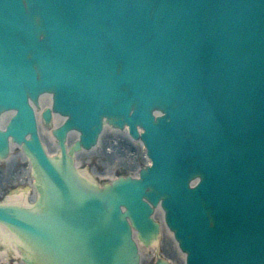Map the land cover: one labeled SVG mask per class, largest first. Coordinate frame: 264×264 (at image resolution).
<instances>
[{
  "label": "water",
  "instance_id": "water-1",
  "mask_svg": "<svg viewBox=\"0 0 264 264\" xmlns=\"http://www.w3.org/2000/svg\"><path fill=\"white\" fill-rule=\"evenodd\" d=\"M77 85L93 107L111 101L115 125L131 109L134 127L150 122L155 162L140 178L90 188L65 150L46 156L28 96L52 90L59 109ZM153 106L172 113L153 120ZM10 108L0 154L12 135L45 185L40 208L0 205V221L41 264H142L132 228L157 236L160 201L188 264H264V0H0V114ZM73 126L57 131L63 148Z\"/></svg>",
  "mask_w": 264,
  "mask_h": 264
},
{
  "label": "bare ground",
  "instance_id": "bare-ground-1",
  "mask_svg": "<svg viewBox=\"0 0 264 264\" xmlns=\"http://www.w3.org/2000/svg\"><path fill=\"white\" fill-rule=\"evenodd\" d=\"M39 100L40 101H33L30 100V104L33 105L35 116L37 119V125L39 129V134L41 138V142L47 151L49 153L51 150L47 145V141H45L44 137H47L48 135L51 138V141L56 144V148L61 151L60 148L62 146L59 144V142L55 138L54 134V129L50 128L49 130H46V124L44 122V117H43V111L49 107L52 106L53 104V96L51 93H42L39 95ZM14 111H8L0 115V128H4L7 120L12 116ZM54 121V128L58 127L61 125L65 119L66 116L54 111L52 113L51 117ZM122 129H116L112 127L110 124L106 123L103 124L102 131L98 132L96 143H94L91 147H86L83 144H79L72 152L70 151L71 147L73 146V143L80 138L81 132L77 129H70L66 131L65 138H64V144H65V152L66 155L70 158H67L68 163L71 165L77 179L85 186L90 187V188H98L97 185H101L100 182L98 181L97 174L91 173V171L88 169V167L83 168L84 161H83V155L85 153H94L95 150L99 149L102 152H110L112 155L117 156L122 158L126 165L130 166V168H133L132 162H131V156H130V150H127L124 146L123 143H127L129 141H132L134 143V140H136L134 137L129 135V126L128 124H125ZM123 131L125 133H123ZM123 140V141H122ZM142 143V142H141ZM23 147L25 153V157H29V154L25 151L24 145L21 143H17L13 137L10 138V152L9 156L7 158H11L14 156V153L17 149V147ZM13 153V154H12ZM12 154V156L10 155ZM62 154V153H61ZM16 157L17 154L15 155ZM62 156H60L59 159L55 160V163L61 162ZM32 167H31V174H32V181H31V186L35 188L32 190V197L30 196V193L27 191L28 187H25V189L19 191L18 189L13 190L16 193L12 194L9 199H11V203L15 205H22L23 207H29L30 205H34L37 202L42 200V197L44 195V178L41 173V170L38 168L37 161L35 159H31ZM146 163L150 164V159L147 157L146 158ZM137 171L134 173L136 176H138L140 173ZM198 181V180H197ZM196 181H194L195 183ZM33 203V204H32ZM122 209L127 210V207L124 205H121ZM36 208L35 210H37ZM29 210V208H28ZM154 219H160V225H161V235H157L154 237L149 243H144L140 239V234L139 231L134 227L132 228L133 231V236L136 238L138 241L139 245V250L141 254V259H142V264H148V258L146 254H149V250H158L160 249V243L164 240V243H168V245H171L172 247L177 248V253L181 260H183V264H186V253L183 252L181 249L178 248V242L174 238V232L168 227L167 222H166V213L165 209L162 205L161 202L155 207L154 213H153ZM129 222L133 224V221L131 218H128ZM14 233L13 236L14 238H18V232L15 230L12 226L9 224L3 223V221H0V239H5L7 242H16L15 239H11L9 233ZM24 243V238L20 239ZM11 242V243H12ZM25 244V243H24ZM13 246H15V243H12ZM175 245V246H174ZM17 246V245H16ZM12 251H15L12 249ZM17 251V250H16ZM3 254L5 257H9V254L7 255V252H0V256ZM157 264V263H156Z\"/></svg>",
  "mask_w": 264,
  "mask_h": 264
},
{
  "label": "rangeland",
  "instance_id": "rangeland-1",
  "mask_svg": "<svg viewBox=\"0 0 264 264\" xmlns=\"http://www.w3.org/2000/svg\"><path fill=\"white\" fill-rule=\"evenodd\" d=\"M46 130L51 131L53 128V123L48 125L46 124ZM125 133V132H123ZM45 141H47V145L50 148L51 152H57L56 144L51 141L50 136L44 137ZM123 141V140H122ZM125 145V146H124ZM123 146L130 150L132 167L126 165L125 161L117 156L112 155L110 152H102L99 149L95 150L94 153H85L83 155L84 165L83 168L88 167L91 173H96L98 181L106 183L115 178L120 174H133L139 171L140 168L146 166V158L144 154L143 145L135 140L134 143L129 141L127 143H123ZM17 154L18 157L15 155ZM31 161L25 158L22 153L21 148L17 147L14 156L7 160L0 159V201L5 202L11 199L10 196L14 192V189H18L19 191L25 189L26 186L30 184L29 180L31 179ZM28 192L31 189L27 190ZM9 244V243H7ZM175 246V245H174ZM0 249L4 252L9 253V258L17 259L19 262L9 263L8 257L0 256V264H22L21 259L22 255H18L16 251H12L10 247L6 245L4 239L0 241ZM148 258V264H155V260L158 255H165L173 260L175 264H183V260L179 257L177 253V248L168 245V243H164V240L160 243L159 250H149V254H146Z\"/></svg>",
  "mask_w": 264,
  "mask_h": 264
}]
</instances>
